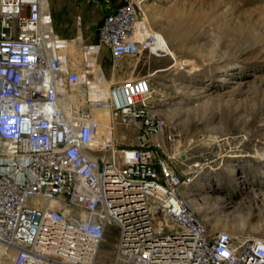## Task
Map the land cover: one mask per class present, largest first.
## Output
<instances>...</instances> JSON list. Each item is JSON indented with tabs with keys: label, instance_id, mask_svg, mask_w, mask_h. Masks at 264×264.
Returning <instances> with one entry per match:
<instances>
[{
	"label": "built area",
	"instance_id": "built-area-1",
	"mask_svg": "<svg viewBox=\"0 0 264 264\" xmlns=\"http://www.w3.org/2000/svg\"><path fill=\"white\" fill-rule=\"evenodd\" d=\"M100 1L87 42L81 15L65 37L49 0H0V264H98L111 227L102 264H264V239L210 232L186 203L199 165L171 153L176 134L153 106L150 76L111 80L102 96L103 50L113 71L143 51L168 55L146 0ZM117 128L132 142L118 144Z\"/></svg>",
	"mask_w": 264,
	"mask_h": 264
},
{
	"label": "rangeland",
	"instance_id": "rangeland-1",
	"mask_svg": "<svg viewBox=\"0 0 264 264\" xmlns=\"http://www.w3.org/2000/svg\"><path fill=\"white\" fill-rule=\"evenodd\" d=\"M49 3L58 34L73 36L81 15L84 39L95 41L105 12L100 0ZM144 13L168 56L143 51L113 71L103 50L105 76H150L153 106L176 134L171 153L199 165L183 195L209 231L264 239V0H146ZM115 136L128 145L133 132L117 128ZM114 229L98 264L113 249Z\"/></svg>",
	"mask_w": 264,
	"mask_h": 264
},
{
	"label": "bare ground",
	"instance_id": "bare-ground-1",
	"mask_svg": "<svg viewBox=\"0 0 264 264\" xmlns=\"http://www.w3.org/2000/svg\"><path fill=\"white\" fill-rule=\"evenodd\" d=\"M141 8H142V10H144V4L143 5H141ZM157 33V35H158V32H156ZM159 36V35H158ZM159 38V37H158ZM163 42V41H162ZM164 44H165V46H164V49H165V51H166V48L168 47V44H166L165 42H163ZM70 48H69V53L70 54H74L75 53V49L72 47V44H70ZM190 51V50H189ZM191 52V51H190ZM133 79V78H132ZM129 80H131V79H129ZM112 84V81L111 80H109V79H107L106 78V83H105V85H104V88H103V97H105V90L107 89V87L109 86V85H111ZM92 97H94V95L92 96ZM95 114H96V116L100 119V121L105 125L106 123H108V121H109V119H110V117H109V114H108V112H106V111H104V110H101V109H96L95 111ZM102 130H103V127H102V129H100V133H102ZM170 226V225H169Z\"/></svg>",
	"mask_w": 264,
	"mask_h": 264
},
{
	"label": "water",
	"instance_id": "water-1",
	"mask_svg": "<svg viewBox=\"0 0 264 264\" xmlns=\"http://www.w3.org/2000/svg\"><path fill=\"white\" fill-rule=\"evenodd\" d=\"M99 162V164H100V161H98ZM99 168H100V166H99Z\"/></svg>",
	"mask_w": 264,
	"mask_h": 264
}]
</instances>
